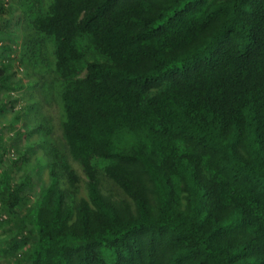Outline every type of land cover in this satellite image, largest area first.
I'll return each instance as SVG.
<instances>
[{
	"label": "trees",
	"instance_id": "16d2710c",
	"mask_svg": "<svg viewBox=\"0 0 264 264\" xmlns=\"http://www.w3.org/2000/svg\"><path fill=\"white\" fill-rule=\"evenodd\" d=\"M26 61L52 77L67 152L45 121L10 160L0 125L7 264H264V0H0V112Z\"/></svg>",
	"mask_w": 264,
	"mask_h": 264
},
{
	"label": "rangeland",
	"instance_id": "374dc122",
	"mask_svg": "<svg viewBox=\"0 0 264 264\" xmlns=\"http://www.w3.org/2000/svg\"><path fill=\"white\" fill-rule=\"evenodd\" d=\"M19 19V24L15 21ZM16 19L12 22L13 28L15 25V34L18 37V42L14 44V51L12 52V56L19 57L20 47H22L21 42L24 37L27 35L24 31H26L24 23V16L17 15ZM46 68L44 67L41 61H37L36 63L31 61H26L24 66H20L18 73L14 76L15 78H23L26 83L22 89H18L13 92V96H15V101L6 102L4 105L3 111L0 112V125L4 124L7 126L5 129V137L9 138V136L14 135L13 143L8 144L6 148L8 149L6 156L10 158V160L18 159L23 153L24 148L33 143L36 139L42 136V130L38 128L30 129V126H35V124L47 121L49 122L51 132L49 137L54 140V142L63 150L67 152V145L65 139L63 137L62 131V112L60 102L57 100L55 92H51L49 94L48 91L41 90L43 87L48 88V85L45 82H50L52 77L49 73L46 72ZM29 83L31 85H29ZM5 101V97L0 98V102ZM32 103L28 111V115L20 116L15 119V113L17 110L23 105ZM24 121V122H23ZM4 125V126H5ZM20 130L24 131L23 135L14 134L13 131ZM49 156L47 155L43 145L35 146L29 151L28 161L30 164L39 162V160L43 163V167L38 164V166H34L32 169V176L35 185L40 183H47L49 181V167L47 165V161ZM74 166L79 170L80 176V190L79 195H86L84 175L79 165L72 160ZM25 167L20 166L16 169L17 175H20L24 172ZM65 184V182H63ZM66 185V184H65ZM102 187L108 193L111 191L115 196L120 198L125 197V193L110 179H105L102 181ZM2 230V226L0 227V231ZM0 235V239H1ZM0 262L3 264H7V258L0 256Z\"/></svg>",
	"mask_w": 264,
	"mask_h": 264
}]
</instances>
